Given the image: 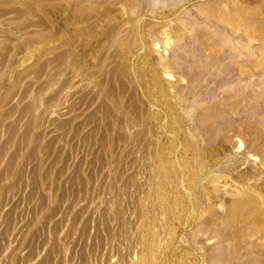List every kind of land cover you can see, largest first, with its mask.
<instances>
[{
	"label": "rangeland",
	"instance_id": "1",
	"mask_svg": "<svg viewBox=\"0 0 264 264\" xmlns=\"http://www.w3.org/2000/svg\"><path fill=\"white\" fill-rule=\"evenodd\" d=\"M0 264H264V0H0Z\"/></svg>",
	"mask_w": 264,
	"mask_h": 264
}]
</instances>
